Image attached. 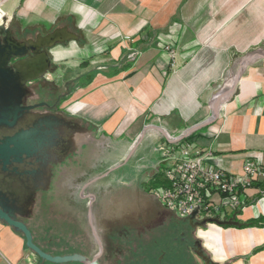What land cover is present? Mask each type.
<instances>
[{"label": "crops", "instance_id": "crops-1", "mask_svg": "<svg viewBox=\"0 0 264 264\" xmlns=\"http://www.w3.org/2000/svg\"><path fill=\"white\" fill-rule=\"evenodd\" d=\"M0 10L19 42L64 35L48 51L52 70L43 79L59 80L63 119L79 132L77 160L90 152L86 166L99 160L109 167L102 178L128 167L115 175L120 185L106 189L101 222L92 223L85 210L87 243L79 253L85 258L101 248L99 264H122L100 232L158 221L160 204L142 184L156 177L163 131L177 136L190 129L186 141L210 150L209 163L228 174L242 175L246 160L264 166V58L239 62L264 47V0H0ZM129 50L138 52L134 62ZM255 186L247 205L226 216L235 215L241 227L199 230L215 264H264V194ZM0 264H38L24 239L1 222Z\"/></svg>", "mask_w": 264, "mask_h": 264}, {"label": "water", "instance_id": "water-1", "mask_svg": "<svg viewBox=\"0 0 264 264\" xmlns=\"http://www.w3.org/2000/svg\"><path fill=\"white\" fill-rule=\"evenodd\" d=\"M65 41L54 31L35 41L19 42L0 21V222L25 242L26 249L48 264H99L101 248L91 259L81 254L51 255L34 241L27 224L16 215L31 208L35 193L47 175L50 163H61L73 150L78 129L58 115H36V106H24L26 84L43 79L49 72V50ZM11 61H14L11 63ZM241 227L235 215L228 220L204 218L199 227ZM210 261L205 258V263ZM213 264V263H212Z\"/></svg>", "mask_w": 264, "mask_h": 264}, {"label": "rangeland", "instance_id": "rangeland-1", "mask_svg": "<svg viewBox=\"0 0 264 264\" xmlns=\"http://www.w3.org/2000/svg\"><path fill=\"white\" fill-rule=\"evenodd\" d=\"M9 7L10 4L5 5L3 11L6 12ZM262 57L264 58V47H259L252 53L241 56L239 62L257 63ZM46 82L45 79H41L30 85L29 89L36 95H50L52 90L50 86L45 85ZM53 82L59 84L58 79H54ZM95 152L94 155L99 157L103 151ZM89 153L87 151L81 153L79 162L77 160L79 154L70 150L66 152L61 163H50L44 180L45 185L37 189L31 208L16 215L27 224L35 243L48 254L62 256L83 252V245L87 243L84 236L85 210L88 209L90 201L84 197L101 190H114L120 185L114 181L115 175L125 174L128 170L127 166L119 167L109 173V177L102 178L109 167L100 164L99 160L96 166H86L90 162ZM93 178H97L98 181L87 183ZM163 183V177L160 175L152 182L149 190L156 189Z\"/></svg>", "mask_w": 264, "mask_h": 264}, {"label": "built area", "instance_id": "built-area-1", "mask_svg": "<svg viewBox=\"0 0 264 264\" xmlns=\"http://www.w3.org/2000/svg\"><path fill=\"white\" fill-rule=\"evenodd\" d=\"M4 18L0 10V21ZM171 55L173 51L165 46ZM138 52L129 50L127 59L134 62ZM215 119L213 110L209 121ZM165 143L158 145L160 159L154 167L156 178L163 177V185L150 191V195L165 209L180 218H219L237 213L247 205L246 192L255 184L264 185V166L246 160L242 175H232L209 163L213 157L210 150L196 149L186 140L191 130L177 136L163 131ZM264 194V191H259Z\"/></svg>", "mask_w": 264, "mask_h": 264}, {"label": "flooded vegetation", "instance_id": "flooded-vegetation-1", "mask_svg": "<svg viewBox=\"0 0 264 264\" xmlns=\"http://www.w3.org/2000/svg\"><path fill=\"white\" fill-rule=\"evenodd\" d=\"M32 40L35 41L36 38ZM51 70L50 64L49 71ZM35 82L37 81L26 84L27 91L24 96V106H36L31 111L36 115L52 114L64 118L62 112L63 94L56 84L53 81H47L45 85L51 87V94L36 95L29 89V86ZM68 122L71 121L68 120ZM96 181L98 179L94 182ZM146 183L148 182L144 184ZM144 191L150 195V190L146 191L144 189ZM106 193V190H101L84 197L90 199L88 205L91 211L92 223H96V218L99 223L101 222L103 217L101 215L102 206L107 202L106 196L108 194ZM159 207L162 211L158 221L150 223L141 230L122 228L116 230V232L114 231L113 234L109 232L106 235L100 232L101 241L111 247V255L119 257L122 264H206L205 258L210 259L207 264H215L202 249L198 234L201 229L199 227L200 220L195 217L180 218L161 205ZM97 210V216L96 214L93 215V211ZM107 227H109V224H107Z\"/></svg>", "mask_w": 264, "mask_h": 264}, {"label": "trees", "instance_id": "trees-1", "mask_svg": "<svg viewBox=\"0 0 264 264\" xmlns=\"http://www.w3.org/2000/svg\"><path fill=\"white\" fill-rule=\"evenodd\" d=\"M157 178L155 177V178H153V180H151L150 182H148V183H146V184H143V188L146 190V191H148L151 187V184H152V182H154L155 180H156ZM256 186L258 187V188H260V191H264V185L263 184H256ZM255 186V187H256ZM254 223H251L250 225H253ZM36 256V255H35ZM36 258H37V263L38 264H48V263H46V262H42L37 256H36Z\"/></svg>", "mask_w": 264, "mask_h": 264}, {"label": "clouds", "instance_id": "clouds-1", "mask_svg": "<svg viewBox=\"0 0 264 264\" xmlns=\"http://www.w3.org/2000/svg\"><path fill=\"white\" fill-rule=\"evenodd\" d=\"M53 62H55V59H53Z\"/></svg>", "mask_w": 264, "mask_h": 264}]
</instances>
